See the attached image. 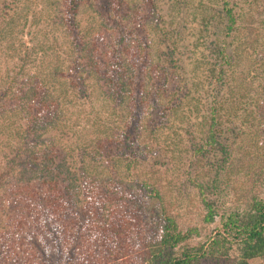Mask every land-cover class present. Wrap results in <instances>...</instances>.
Returning <instances> with one entry per match:
<instances>
[{
  "label": "trees",
  "instance_id": "trees-1",
  "mask_svg": "<svg viewBox=\"0 0 264 264\" xmlns=\"http://www.w3.org/2000/svg\"><path fill=\"white\" fill-rule=\"evenodd\" d=\"M104 1L91 5L100 11ZM26 2L0 0V51L15 61L0 66V264L122 263L126 245L136 243L145 246L141 264H196L231 237L240 247L233 264L264 257V202L256 197L247 217L233 212L206 244H188L197 230L179 224L162 175L176 155L159 147L166 126H182L190 140L180 158L184 184L206 189L189 167L222 145L214 128L239 126L237 112V120L226 114L230 89L252 103L243 124L251 115V125L264 122L259 87L232 85L244 72L238 37L249 0H199L192 15L191 0H144L157 64L141 41L138 56L126 44L111 2L102 17L116 32L96 40L82 29L83 0H43L38 29L35 13L30 24L18 18ZM257 59L264 65V52ZM194 126L208 131L205 143H194ZM203 201L206 220L215 221L214 203Z\"/></svg>",
  "mask_w": 264,
  "mask_h": 264
},
{
  "label": "rangeland",
  "instance_id": "rangeland-1",
  "mask_svg": "<svg viewBox=\"0 0 264 264\" xmlns=\"http://www.w3.org/2000/svg\"><path fill=\"white\" fill-rule=\"evenodd\" d=\"M29 1L20 4L18 18H28V24H30V15L35 13L37 17L34 21L35 23L38 22V25L34 28H42L43 26L41 24L45 13L40 11L39 6L43 0ZM97 1L99 0H83L80 9L82 29L88 32V34L92 33L95 40L100 32H103L102 35L106 32H116L115 27L109 25V28L106 29L103 23L104 18L102 17V13L107 10L109 7L108 3L111 2L109 16H111L112 10L115 8V14H119L118 18L115 17L117 23L123 24L122 26L126 25L123 28H125L126 36L130 40L126 44L129 43L131 45L132 51L137 50V56L142 52L140 49H143L145 46L150 56L148 60L150 63L157 64L155 57L157 55L158 38L154 35L152 17L148 15V10L143 6L144 0H105V8L100 9V11L98 7L91 5ZM162 1L168 2L170 0H156L158 4ZM251 1L249 0L248 4L246 3L242 11L244 19L238 37V42L240 43L238 54L241 56L240 61L243 65L244 72L239 77H236V81L233 82L232 80V85H235L237 90L242 89L243 86L245 87L247 85L246 82H253L254 87H259V91L263 95L264 65L257 57L258 53L264 52V0ZM198 2L199 0H191L190 15L197 9ZM125 4L129 7L128 14L123 6ZM157 7L160 10V6ZM118 8L119 10H117ZM252 15L255 16V19L254 21H250V24H252L250 25L252 29H250L248 26L250 16ZM121 17H124V19H121ZM250 31L254 32L251 37ZM140 41L144 46L139 45ZM5 54L9 56H4ZM10 56H12L11 53L9 51L6 52L5 48H2L0 51V66L15 62L11 61V63H7ZM231 90L233 89H230V92ZM234 91L229 92V107H227L226 114L229 118L237 120V118H234L237 112L239 126H224L226 131L223 132H220L221 129L219 127H217L218 129L214 128L217 132L218 139L221 137L218 141L222 142V145L218 147L213 145L210 150H205L201 154L199 153L201 158L197 161L198 167L196 169L195 165L189 167L193 174L196 175L197 173L199 179L205 178L203 183L210 184L208 188L206 186V189H204L202 183L197 184L198 187L193 185L186 186L184 184V175L187 174V161H180V158L188 157V154L183 150H186V146H190V140L186 134L180 133L182 126H166L161 135L162 138L159 147L166 149V153L169 152V154L176 155V165L175 167L173 166L171 173L169 174L165 171L162 174L164 175L163 179L164 177L167 179V189L173 195L170 202V209L177 212L179 224L183 229L189 226L196 228L197 232L188 242L191 247L206 244L212 236L219 232V230H222L224 223L229 220L233 212H240L243 217H247L250 212L253 197L260 198L264 202V122L259 126L260 122L257 119L254 121L256 125H251L250 122L253 120V116L251 115L246 123H242L248 110L252 109L250 105L252 103L247 101V98L242 100L236 99V95L235 97L233 96ZM262 98L259 103L264 105V95ZM12 101L14 103L10 108L16 106V101ZM191 103L195 107L198 105L196 99L191 100ZM248 105L251 107L244 112V109ZM174 121L176 122L175 119ZM205 130L204 126H194L192 129L194 143L200 140L205 143L203 139L204 133L205 137L209 135L208 131L205 132ZM173 137L175 138V144L174 141L173 144L170 143ZM223 147L225 150H223ZM229 151L232 152V155H228L230 157H227L225 152L229 153ZM166 155L168 156V154ZM172 155L170 158L174 156ZM163 162L166 164L167 159ZM203 169L208 171L205 174L207 176H200L199 172ZM195 170H197L196 173H194ZM205 197L214 203V208L218 214L215 221L206 220L208 208L203 201ZM125 243L126 241L123 244ZM131 248L133 249L131 250ZM144 248L145 246L139 243L126 245L124 251L128 254L124 257L123 262L121 263L117 259L114 260L113 264H141ZM239 255L240 247L231 237V239L224 241V247H221L214 253H208L206 257L202 258L196 264H233V260ZM250 264H264V257L253 259L250 261Z\"/></svg>",
  "mask_w": 264,
  "mask_h": 264
}]
</instances>
